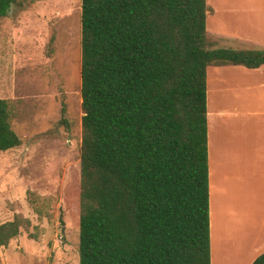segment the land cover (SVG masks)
<instances>
[{"label": "trees", "instance_id": "1", "mask_svg": "<svg viewBox=\"0 0 264 264\" xmlns=\"http://www.w3.org/2000/svg\"><path fill=\"white\" fill-rule=\"evenodd\" d=\"M13 0H0V17ZM206 0H81L79 264H211ZM0 99V152L18 147ZM0 225V249L28 230ZM252 264H264V253Z\"/></svg>", "mask_w": 264, "mask_h": 264}, {"label": "rangeland", "instance_id": "2", "mask_svg": "<svg viewBox=\"0 0 264 264\" xmlns=\"http://www.w3.org/2000/svg\"><path fill=\"white\" fill-rule=\"evenodd\" d=\"M80 67L81 0H13L0 17V99L21 144L0 152V225L30 227L0 264H79Z\"/></svg>", "mask_w": 264, "mask_h": 264}, {"label": "crops", "instance_id": "3", "mask_svg": "<svg viewBox=\"0 0 264 264\" xmlns=\"http://www.w3.org/2000/svg\"><path fill=\"white\" fill-rule=\"evenodd\" d=\"M237 1L206 0L209 42L264 51V0ZM206 110L211 264H252L264 253V64L207 67Z\"/></svg>", "mask_w": 264, "mask_h": 264}, {"label": "bare ground", "instance_id": "4", "mask_svg": "<svg viewBox=\"0 0 264 264\" xmlns=\"http://www.w3.org/2000/svg\"><path fill=\"white\" fill-rule=\"evenodd\" d=\"M211 94H212V93H211ZM217 99H218V98H217ZM224 100H225V99H224ZM224 100H223V101H224ZM216 101H217V100H215V103H216ZM212 236H213V235H212ZM211 239H212V238H211ZM213 242H214V241H213ZM213 245H214V243H213ZM212 258H213V257H212ZM213 259H214V258H213ZM214 261H215V260H214ZM213 263H214V262H213ZM215 263H216V262H215Z\"/></svg>", "mask_w": 264, "mask_h": 264}]
</instances>
